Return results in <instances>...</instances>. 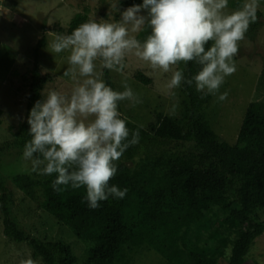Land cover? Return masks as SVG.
Returning a JSON list of instances; mask_svg holds the SVG:
<instances>
[{"label": "trees", "instance_id": "trees-1", "mask_svg": "<svg viewBox=\"0 0 264 264\" xmlns=\"http://www.w3.org/2000/svg\"><path fill=\"white\" fill-rule=\"evenodd\" d=\"M142 3L118 0L117 7L123 11ZM241 5V0H228V7ZM257 17L245 33L251 41L262 25L258 10ZM88 21L86 9L75 13L64 34ZM147 34L150 30L137 38L143 40ZM45 43L42 36L33 50L24 119L0 151H21L30 139L29 112L42 100L41 92L50 80L38 65ZM180 63L186 78L200 67ZM102 73L104 82L116 91L109 69L102 68ZM132 78L142 87L153 84L139 69ZM180 88L185 95L180 119L156 112L144 128L121 116L130 132L139 129L140 133L139 143L124 152L109 181L110 186L128 189L124 198L109 197L90 209L83 199L84 187L68 186L59 193L52 188L56 174L37 175V180L26 174L13 176L15 187L34 200L48 225L64 226L81 243L87 253L85 264H130L140 252L158 253L165 264H242L264 233V58L233 144L221 140L206 120L211 95L202 98L194 85L182 83ZM1 116L0 109V124ZM7 185V178L0 176L3 235L15 244L25 243L31 258L42 264H76L77 257L65 241L41 239L18 223L14 195Z\"/></svg>", "mask_w": 264, "mask_h": 264}, {"label": "clouds", "instance_id": "clouds-1", "mask_svg": "<svg viewBox=\"0 0 264 264\" xmlns=\"http://www.w3.org/2000/svg\"><path fill=\"white\" fill-rule=\"evenodd\" d=\"M227 7L228 0H143L120 12L118 21L89 20L71 34L49 32L52 40L47 48L51 53L69 52L70 67L63 75L76 83L70 93L49 90L31 108L27 118L30 139L23 149L31 171L56 174L51 186L58 193L68 186L84 187L83 199L90 209L109 197L124 198L128 189L110 186L109 181L124 152L139 143L140 133L139 129L130 132L118 103L128 100L135 106L142 100L127 81L122 82V92L108 86L103 73L96 71V62L102 68L120 70L125 56L133 54L153 70L171 71L167 83L171 95L183 83L194 85L202 98L212 95L222 102L228 92L220 93V87L236 71L238 42L257 21L259 0H245L230 13ZM111 9L119 11L117 0ZM149 30L143 40L137 38ZM180 62L200 67L186 78L182 69L173 70ZM19 264L37 261L29 256Z\"/></svg>", "mask_w": 264, "mask_h": 264}, {"label": "rangeland", "instance_id": "rangeland-1", "mask_svg": "<svg viewBox=\"0 0 264 264\" xmlns=\"http://www.w3.org/2000/svg\"><path fill=\"white\" fill-rule=\"evenodd\" d=\"M113 3L115 0H0V148H4L5 143L14 138L24 119L28 80L34 62L33 50L40 38L44 36L46 43L39 51L38 65L43 74L50 75V80L41 92V98L46 97L49 90L62 94L70 93L76 82L70 76L63 75L70 67L67 59L69 52L51 53L47 44L52 37L47 34H64L74 14L85 9L89 20L118 21L122 10L112 11ZM234 10L236 9L232 7L225 9L229 13ZM258 11L261 13L262 25L253 41L245 36L238 42L239 51L234 57L236 71L227 76L220 87V93L228 92L227 99L221 102L211 95L206 108V120L221 140L228 144L235 142L244 112L252 99L254 86L263 68L264 0H259ZM141 14L145 15L144 12ZM96 64V71L102 72L100 62L97 61ZM177 67L183 69L181 63L174 66L173 70ZM138 69L152 79L151 87H142L132 78L133 72ZM109 71L116 91H124L122 82L127 81L142 100V103L135 106L128 100L121 101L118 108L121 116H127L129 120L144 128L154 121L156 112H162L172 119H180L185 95L180 87L171 90L176 93L175 96L170 94L167 83L171 71L163 73L153 70L133 54L125 56L122 69ZM78 79L83 78L78 76ZM174 106L175 114H172ZM17 174L29 175L34 180H37L38 175L31 171L30 163L23 159V150L8 148L0 151V176L7 178V186L13 192V213L20 220L18 223L24 224L41 239L65 241L77 257L76 264H85L87 253L81 243L64 226L55 222L48 225L45 219L41 218V211L36 208L34 200L25 195V190H20L13 184L12 178ZM261 218L264 222V211ZM29 256L31 257L30 249L25 243L15 244L3 235L0 216V264H19L20 259ZM36 261L37 264H42L40 260ZM253 262L264 264V233L254 241L242 264H255ZM130 264L165 263L158 253L140 252Z\"/></svg>", "mask_w": 264, "mask_h": 264}]
</instances>
